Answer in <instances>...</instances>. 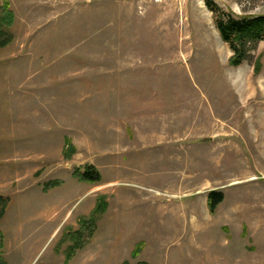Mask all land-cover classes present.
Wrapping results in <instances>:
<instances>
[{"label": "rangeland", "instance_id": "1", "mask_svg": "<svg viewBox=\"0 0 264 264\" xmlns=\"http://www.w3.org/2000/svg\"><path fill=\"white\" fill-rule=\"evenodd\" d=\"M214 1L264 14V0ZM1 9L13 14L0 46L9 264H264V41L233 65L206 0ZM88 167L101 181L79 178ZM213 190L225 197L212 213ZM101 196L76 249L65 235Z\"/></svg>", "mask_w": 264, "mask_h": 264}, {"label": "trees", "instance_id": "2", "mask_svg": "<svg viewBox=\"0 0 264 264\" xmlns=\"http://www.w3.org/2000/svg\"><path fill=\"white\" fill-rule=\"evenodd\" d=\"M208 8L215 15L216 27L219 30L223 40L227 42L234 55L232 58L233 65H240L244 60L252 57V51L257 48L261 41H264V14L258 16H241L237 17L231 12L224 10L214 0H206ZM6 9V8H4ZM7 10V9H6ZM2 9L0 10V13ZM12 12L5 11L2 16L0 14V46L8 44L11 34L6 27L12 23ZM79 178L88 182L101 181V173L93 167H88L83 173L78 174ZM52 186H56V182H52ZM224 193L220 191H211L208 195L210 211L215 212L217 206L224 200ZM104 197H100L96 208L88 217L80 218V228L76 231H67L65 237L74 241V248H79L84 243L85 231H92L95 228L97 214L104 208ZM6 198L0 197V204L5 203ZM5 208L1 210L0 216L3 215ZM1 242L0 246H3ZM69 258V255H68ZM0 264H9L8 261L0 254ZM140 264H149L142 262Z\"/></svg>", "mask_w": 264, "mask_h": 264}]
</instances>
